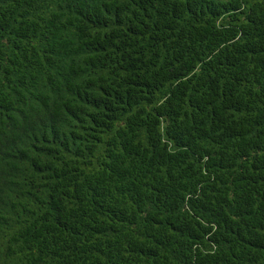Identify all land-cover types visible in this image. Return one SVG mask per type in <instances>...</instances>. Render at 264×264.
I'll list each match as a JSON object with an SVG mask.
<instances>
[{"label": "trees", "instance_id": "trees-1", "mask_svg": "<svg viewBox=\"0 0 264 264\" xmlns=\"http://www.w3.org/2000/svg\"><path fill=\"white\" fill-rule=\"evenodd\" d=\"M0 264H264V0H0Z\"/></svg>", "mask_w": 264, "mask_h": 264}]
</instances>
